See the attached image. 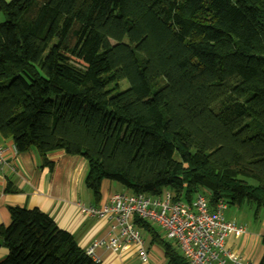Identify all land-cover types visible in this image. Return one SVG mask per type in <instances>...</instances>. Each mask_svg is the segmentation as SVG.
<instances>
[{
    "label": "trees",
    "instance_id": "16d2710c",
    "mask_svg": "<svg viewBox=\"0 0 264 264\" xmlns=\"http://www.w3.org/2000/svg\"><path fill=\"white\" fill-rule=\"evenodd\" d=\"M0 11V135L20 153L50 170V153L83 157L96 202L108 180L187 202L206 190L210 206L251 204L258 218L264 0H0ZM9 212L1 264H97L49 214ZM136 223L167 264H189Z\"/></svg>",
    "mask_w": 264,
    "mask_h": 264
},
{
    "label": "crops",
    "instance_id": "0c3cea01",
    "mask_svg": "<svg viewBox=\"0 0 264 264\" xmlns=\"http://www.w3.org/2000/svg\"><path fill=\"white\" fill-rule=\"evenodd\" d=\"M2 19L3 13L0 11V22ZM12 144L13 141L0 135V145ZM48 159L53 165L51 170L43 167L38 152L30 149L21 152L0 170V229L11 223L10 207L38 208L49 214L59 228L69 232L77 244L85 249L94 240L107 234L108 224L102 219L83 215L80 205L99 206L107 202L113 194L122 192L114 182L104 180L101 200L96 202L93 192L85 186L89 168L83 157L57 151L48 154ZM243 205L237 206L238 209L233 212L225 213L227 221L245 229V233L239 237L230 235L226 239V247L253 264H264V210L255 219V209L248 206L247 209L252 212L253 217V221L249 220L250 225L240 217L239 212L244 209ZM98 254L102 257L101 264H133L131 261L136 256V250L129 246L127 250L116 254L100 249ZM5 256L6 250L1 242L0 264Z\"/></svg>",
    "mask_w": 264,
    "mask_h": 264
},
{
    "label": "built area",
    "instance_id": "2783aa9c",
    "mask_svg": "<svg viewBox=\"0 0 264 264\" xmlns=\"http://www.w3.org/2000/svg\"><path fill=\"white\" fill-rule=\"evenodd\" d=\"M19 154L14 143L0 145V170ZM226 208L223 201L210 206L208 198L201 193L188 202L175 200L170 191L162 196L116 193L99 206L80 205L83 215L108 224L107 234L94 240L85 251L101 264L98 250L119 254L136 245L140 259L147 262L143 231L136 223L141 219L163 229L189 264H253L226 247L230 235L239 237L245 233L244 227L226 220Z\"/></svg>",
    "mask_w": 264,
    "mask_h": 264
},
{
    "label": "rangeland",
    "instance_id": "374dc122",
    "mask_svg": "<svg viewBox=\"0 0 264 264\" xmlns=\"http://www.w3.org/2000/svg\"><path fill=\"white\" fill-rule=\"evenodd\" d=\"M5 21V17L3 15V19L1 20V22ZM0 22V23H1ZM127 86V81H125L122 85V88H125ZM252 185H255L254 182L250 181ZM114 184H116L119 188H120V192L125 193V194H131V191L124 188L123 186H121L120 184L114 182ZM202 195L208 197L209 192H207L206 190H203ZM248 206H250V208L252 210L255 209L254 205L251 204H244L243 208L241 209L240 213V217L241 219L245 222V223H249L250 224V219H252L253 221V217H252V212H250L247 208ZM236 209H238V207L236 205L232 206V205H227V208L225 210L224 213H229V212H233ZM247 221V222H246ZM251 225V224H250ZM154 228L158 231L159 235L161 236V238L168 243H172L174 244L175 241L171 238H169L166 234V232L161 229L157 224L153 223ZM144 240H145V249L148 252V261L147 262H143L142 259H140L139 254H138V248L136 247V245H132V247H134V249L136 250V256L134 257V259H132L131 263L133 262V264H167V258L165 256V251L164 248L162 246H160L157 243H152L150 237H148V235L144 234Z\"/></svg>",
    "mask_w": 264,
    "mask_h": 264
}]
</instances>
